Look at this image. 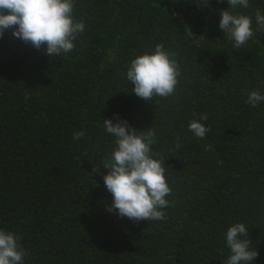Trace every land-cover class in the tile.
I'll return each mask as SVG.
<instances>
[{"label":"trees","instance_id":"16d2710c","mask_svg":"<svg viewBox=\"0 0 264 264\" xmlns=\"http://www.w3.org/2000/svg\"><path fill=\"white\" fill-rule=\"evenodd\" d=\"M229 7L74 0L85 29L55 58L11 30L0 37V229L19 237L24 264H223L236 223L258 252L252 264H264V101L247 103L251 91L264 95V31L255 19L264 0ZM226 9L252 18L253 36L239 49L219 28ZM157 44L180 76L173 95L149 102L131 91L126 73ZM117 117L155 132L152 153L165 161L171 188L163 220L107 210L101 162L115 137L103 122ZM194 119L210 129L203 139L189 130Z\"/></svg>","mask_w":264,"mask_h":264},{"label":"clouds","instance_id":"9594fccd","mask_svg":"<svg viewBox=\"0 0 264 264\" xmlns=\"http://www.w3.org/2000/svg\"><path fill=\"white\" fill-rule=\"evenodd\" d=\"M208 3V0H207ZM229 8L249 7V0H228ZM207 5V4H205ZM228 8V9H229ZM74 0H0V37L6 30L23 43L45 53L52 58L62 53H70L75 48L74 41L85 29L83 21L73 17ZM220 11L219 28L228 40L234 41V49H239L252 36V18L244 14ZM256 24L264 31V14L257 9ZM180 76V68L173 54L162 44L154 50L145 51L134 58L127 68L126 77L131 82L132 92L145 101L154 97L167 98L174 94ZM264 101L259 91L248 94L247 103L256 106ZM200 120H207L203 114ZM107 133L115 137V147L101 164L107 191L112 202L107 207L119 217H127L134 222L163 220L162 209L169 206L166 198L171 194L165 177V161L156 159L152 153L155 132L150 127L144 131L131 128L126 120L117 117L116 122L104 118ZM189 130L203 139L209 128L199 120L189 122ZM83 131L74 133L73 139L84 136ZM180 143L176 148H181ZM98 167L93 166V172ZM243 223L230 226L226 232V244L230 256L223 264H252L258 256L257 250L250 249L251 240ZM26 253L19 243V237L10 231L0 229V264H24Z\"/></svg>","mask_w":264,"mask_h":264}]
</instances>
